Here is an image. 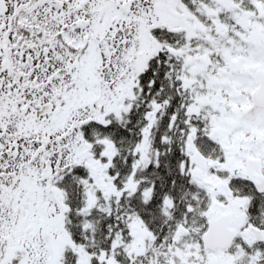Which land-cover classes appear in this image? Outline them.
<instances>
[{
	"label": "snow or ice",
	"instance_id": "obj_1",
	"mask_svg": "<svg viewBox=\"0 0 264 264\" xmlns=\"http://www.w3.org/2000/svg\"><path fill=\"white\" fill-rule=\"evenodd\" d=\"M0 264H264V0H0Z\"/></svg>",
	"mask_w": 264,
	"mask_h": 264
}]
</instances>
